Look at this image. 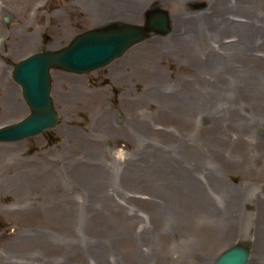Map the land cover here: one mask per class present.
Masks as SVG:
<instances>
[{"label":"rangeland","instance_id":"1","mask_svg":"<svg viewBox=\"0 0 264 264\" xmlns=\"http://www.w3.org/2000/svg\"><path fill=\"white\" fill-rule=\"evenodd\" d=\"M161 6L169 34L53 69L58 125L0 143V264H214L241 241L264 264V73L247 58L264 0H0V125L30 111L20 59Z\"/></svg>","mask_w":264,"mask_h":264},{"label":"water","instance_id":"2","mask_svg":"<svg viewBox=\"0 0 264 264\" xmlns=\"http://www.w3.org/2000/svg\"><path fill=\"white\" fill-rule=\"evenodd\" d=\"M169 22L166 11L155 10L149 13L145 25L114 21L76 35L66 47L36 52L20 60L13 76L22 85L31 112L18 122L1 126L0 141L19 140L57 125L59 114L51 95V68L78 73L94 70L125 53L151 30L168 33ZM250 252L247 245L235 244L217 258L216 264H247Z\"/></svg>","mask_w":264,"mask_h":264},{"label":"bare ground","instance_id":"3","mask_svg":"<svg viewBox=\"0 0 264 264\" xmlns=\"http://www.w3.org/2000/svg\"><path fill=\"white\" fill-rule=\"evenodd\" d=\"M131 15H133V14H131ZM256 24L259 25L258 23H256ZM254 43H255V45H258L260 48H262V46H264V33L263 34L256 35V37L254 39ZM256 50L258 52L256 51L254 54L249 53L248 56H247V58L248 59H252V58L253 59H258L259 67L262 66V69L261 70L264 73V69H263V67H264V50L263 49H259V50L256 49ZM236 70H237V67L235 65H229L228 66V69L227 68L225 69V66L224 65L218 64L217 69H215V68H211L210 69V73H214V74L219 73L221 75V77H223L225 79H230V80L236 81L237 80V77H234V75H233V74L237 75L236 73H234V71H236ZM239 70L240 69H238V71ZM242 71L243 72H246V69L243 68ZM259 75H262V74L259 73L258 76ZM256 76H257V72H256ZM260 102L263 103L264 100L261 99ZM34 166H35V169L37 168L36 169L37 176H38V173H39V170L38 169H43L44 170L46 168V165H43V164L42 165H39L37 162L34 163ZM59 184H61V183H59ZM61 186H63V185L61 184ZM54 195L55 194H53L54 202H57V199H56V197ZM60 201H62V203H64L65 202V198H61Z\"/></svg>","mask_w":264,"mask_h":264}]
</instances>
